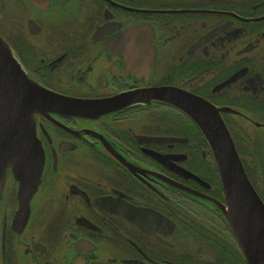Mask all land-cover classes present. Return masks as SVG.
Returning <instances> with one entry per match:
<instances>
[{
  "label": "flooded vegetation",
  "instance_id": "obj_1",
  "mask_svg": "<svg viewBox=\"0 0 264 264\" xmlns=\"http://www.w3.org/2000/svg\"><path fill=\"white\" fill-rule=\"evenodd\" d=\"M0 37L39 87L104 102L34 113L41 175L28 214L0 183V264H250L193 117L264 205V0H0Z\"/></svg>",
  "mask_w": 264,
  "mask_h": 264
},
{
  "label": "water",
  "instance_id": "obj_2",
  "mask_svg": "<svg viewBox=\"0 0 264 264\" xmlns=\"http://www.w3.org/2000/svg\"><path fill=\"white\" fill-rule=\"evenodd\" d=\"M103 105L100 100L75 99L39 87L26 76L0 37V183L11 169L18 183L20 213L28 214V199L37 189L43 165V151L34 130V113L47 109L90 115ZM178 106L188 112L184 105ZM194 116L214 153L228 204L226 217L237 232L249 263L264 264V205L251 186L220 119L204 122L197 114Z\"/></svg>",
  "mask_w": 264,
  "mask_h": 264
}]
</instances>
